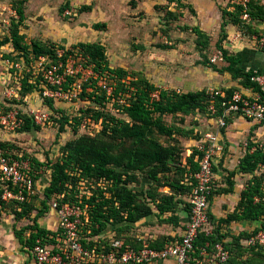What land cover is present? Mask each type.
Here are the masks:
<instances>
[{
	"label": "rangeland",
	"instance_id": "374dc122",
	"mask_svg": "<svg viewBox=\"0 0 264 264\" xmlns=\"http://www.w3.org/2000/svg\"><path fill=\"white\" fill-rule=\"evenodd\" d=\"M186 7L187 4L179 0H0V43L8 39L0 46V101L6 103L5 106L3 105L4 108L25 111L30 106L34 109L46 110L49 115L48 123L34 132L0 128V148H8L16 153L36 157L37 177L47 179L51 161L60 157L66 142L81 136L101 135L102 126L101 120L97 119L98 114L110 113L116 118L127 119L118 105L129 101L131 91L137 84L148 82L154 85L155 90L149 93L150 100L156 99L154 94H159V91L183 93L201 88L205 91L224 89L219 85V76L215 70H220L218 67L224 66L225 61L218 64L210 61L214 50L218 48L216 41L222 36L221 32L219 35L215 34L214 29L211 34H207L199 29L198 24H193L191 11L185 16ZM16 30L22 35L23 42L29 48L34 40L48 45L46 52L49 53L46 56L51 64L64 59L66 64L80 65L82 71L92 70L107 82L112 81L111 86L119 97L113 100L112 96L105 98L93 93L99 79L84 74L81 77L77 76L76 79L82 83L81 93L70 101L52 100L53 108H50L47 99L39 94L44 86L39 81L42 79L40 76L42 71H36L39 55L34 56L31 50L14 52L11 47V34ZM89 44L99 45L100 49L91 52L85 47ZM60 53L62 59L57 55ZM11 57H21L25 67L29 69V72L20 78L22 92L29 96L26 101L4 97L10 91L9 85L13 83L7 86L6 82H9L10 78L3 80V76L10 69L7 58ZM72 79L67 84L71 85L76 81L75 77ZM184 82H186L185 86H183ZM175 83L181 84L175 86ZM65 117L67 122H64V131L57 134L59 124ZM203 117L204 115L196 112L187 116L179 113L165 114L163 121L172 128L173 134L171 136L155 134L154 137L161 145L174 147L176 161L179 162L184 158L186 149L193 144L190 139L191 127L197 124L203 125L202 127L206 125L212 127ZM199 118H203L201 123L197 120ZM231 133L238 134L237 156L240 152L243 154L246 141L257 144L264 152V133L256 137L249 134L250 132L248 135L246 132L242 135L239 129H234ZM107 140L114 142L118 148L138 145L143 147V144L131 139L123 144L119 140ZM226 150L225 155L232 153L229 147H226ZM232 161L233 158H229L230 168L233 167ZM174 168L176 167L168 173L159 174V182L149 181L145 177V172L136 170L135 180L130 186L136 191L137 199L147 202L148 197L155 196L159 184L177 179L180 176V169ZM217 168L221 173L222 167ZM256 174H264L263 164L259 165ZM240 178L242 179H238V183L249 180L247 176ZM71 186L68 197L73 201L80 199L82 195H89L90 190L97 192L96 184L93 182H76ZM225 187L226 184L222 188ZM261 192L264 200V180L261 183ZM257 200L259 196L256 197ZM212 205L209 204V211ZM220 205L222 208L216 210L219 215H227L235 206L229 211L225 209L226 204ZM33 206L31 214L37 219L43 220L52 213L49 208H45L39 197L35 199ZM155 218L157 216L135 225L125 224L124 229L120 228L122 226L120 224L118 230L131 233L133 238H137L135 236L139 234L150 235L156 231L151 227L155 223L158 224L159 229L161 228L159 219L155 220ZM260 224L261 221L248 223L246 226L244 224L245 227L235 223L231 228L223 226L228 231L224 240L227 241L229 239L227 237L236 235L242 230L251 231L254 226ZM143 227L147 230L142 231ZM165 229L167 232L164 237H174L169 234V227ZM262 262L264 263V255Z\"/></svg>",
	"mask_w": 264,
	"mask_h": 264
},
{
	"label": "trees",
	"instance_id": "16d2710c",
	"mask_svg": "<svg viewBox=\"0 0 264 264\" xmlns=\"http://www.w3.org/2000/svg\"><path fill=\"white\" fill-rule=\"evenodd\" d=\"M20 14L22 15V13ZM6 40L2 41L0 46ZM217 44L218 48L223 51L225 60L229 62L225 69L234 77H241V84L244 87H249L259 92L260 89L257 84L250 80L253 71H245L240 68L238 60L233 56L227 55L226 51L220 46V42ZM11 47L14 52L31 50L34 56L48 55L47 53H49L48 51L46 52L48 45L40 41H32L31 48H29L23 42V37L17 30L11 34ZM85 47L91 52L94 49H100L99 45L93 44L86 45ZM163 47L168 46L163 45ZM18 58L11 57L10 59L18 60ZM72 80V78H68V82ZM67 83H65V86ZM110 83L112 84V81ZM132 84L136 85L135 83ZM152 90H155L154 85L148 82L137 84L133 87L128 102H125V104L117 102L119 104L118 108L127 116L126 120L116 118L110 113L98 114L97 119L101 120L102 126L101 135L94 137L81 136L78 139L66 142L62 148L60 157L51 161L50 174L47 179L37 177L38 163L36 157L27 154L23 155V158H28L30 161L33 178L35 180L41 179V181L47 183L43 188V198L41 199L45 208L49 207L47 205L49 200L57 198L60 194H64L61 199L62 201L75 202L72 198L68 197L69 187L80 181L93 182L96 184L97 192L90 190L89 192L91 193L89 195H82L81 198L82 203H87L88 205L91 234H99L107 230L109 226H112L115 237L123 238L126 242H135L136 238H133L134 236L131 234L126 235L125 232L120 231L121 229L118 230L121 225L120 228L124 229V226L131 225L130 223L153 214L162 222L177 224L180 218L177 215L179 208L188 213V203L185 201L184 196L190 192L191 186L184 184L182 181L188 175L189 171L187 170L191 169L195 171L197 168V164L193 161L194 155L186 158L187 163L190 165V168L187 169L186 165L183 164V158L179 162L176 161L174 147L161 145L154 135L171 136L173 134L172 128L167 126L163 121V115L165 114L179 113L182 116H187L195 112L205 113L209 103V95L204 89L183 93L159 91L158 98L150 100L149 93ZM96 91L94 89L92 92L107 98L103 91H98L97 93ZM225 91L227 94H231L234 90L227 89ZM19 92L23 100V97L27 93L22 92V87ZM110 96H112L113 100L119 97V95H116L114 89ZM46 99L50 108H53L52 99ZM4 109L8 110L10 108L6 107ZM19 115L22 118V124L19 127L20 131L34 132L39 127H42L37 125L26 112L19 111ZM229 119H227V122H229ZM64 122H67L66 117L59 124L57 134L64 131ZM190 131V139L197 138V136L193 135V126ZM107 139L119 140L122 144L126 140L131 139L134 142L143 144V147L138 145L131 148L124 146L118 148L114 142H110ZM252 147H254V150L251 151ZM0 150L7 154L15 153L8 148H0ZM261 164L264 165V152L257 144L248 141L247 149L240 156L236 170L228 171V176H226L228 187L221 190L216 189L209 197L210 202L214 194L220 195L232 192L234 183L230 178L234 177L236 173L251 175L245 188L240 192L239 200L234 210L223 218H216L209 211L210 226L213 228L214 233L207 237L201 234L196 241L197 245H202L205 241H221L230 251L231 264H245L246 262L249 264H264L262 262L264 247L260 245L248 246L243 243L245 239L264 229V200H262L261 192L264 174H256V170ZM173 167H176L174 168L175 170L180 169V176L177 179L159 184L155 190V196L148 197L146 199L148 200L147 202L137 199L136 191L130 186L132 181L135 180L134 172L136 170L145 172V177L149 181L159 182V174L168 173ZM99 181L103 182L102 186L97 184ZM97 193L99 194L98 197ZM258 196L259 200L256 201V197ZM35 198L36 196H33L29 202L24 204L23 212L18 213L17 217L27 215V212L33 207ZM236 221L249 223L261 221V224L254 226L251 231L242 230L236 235H231L230 239L225 241V234L221 232L220 227L223 224ZM31 228L35 230L31 237H41V240L48 239L47 236L53 234L51 231L47 233L46 230L38 226L36 216L33 218ZM85 234L84 231L83 235ZM170 241L172 240L150 243L155 247H162ZM32 244L34 245V243ZM32 244L29 248L33 246ZM246 258H249V260H246Z\"/></svg>",
	"mask_w": 264,
	"mask_h": 264
},
{
	"label": "built area",
	"instance_id": "2783aa9c",
	"mask_svg": "<svg viewBox=\"0 0 264 264\" xmlns=\"http://www.w3.org/2000/svg\"><path fill=\"white\" fill-rule=\"evenodd\" d=\"M264 7V0H260ZM264 46V36L259 40ZM58 57L62 53L57 54ZM211 63L218 64L225 61L224 53L221 49L214 50ZM10 69L3 76L7 81V86L11 83L10 91L6 98L14 97L21 99L19 90L21 89L20 78L29 72L22 62V58L11 60L7 58ZM36 71H42L39 81L44 84L41 97L50 98L53 101L62 99L70 101L81 92L82 83L77 81V76L87 74L99 79L95 89L103 91L106 97L112 94L113 87L110 82L102 79L92 70L82 71L80 65L73 66L66 64L65 60H59L55 64L46 55L37 57ZM12 69V70H11ZM11 70V71H10ZM8 76V77H7ZM74 78L75 82L65 87L68 78ZM250 80L257 84L260 91H254L251 95H244L238 91L227 94L224 89H214L207 91L209 103L204 115L205 121L212 127L193 126V135L197 138L191 139L193 144L186 149L183 164L189 169L190 165L186 158L193 156L194 163L197 164L195 171L187 170L188 175L182 182L191 186L190 192L184 196L188 203L187 220L178 239L164 244L162 247H155L145 239L136 236L135 242H126L124 239L116 238L115 234L108 235V229L92 235L90 228L87 203H82V196L75 202L62 201L64 194L53 198L47 202L49 210L55 215L56 227L51 230L48 239H38L31 248H27L28 253L33 257L36 264H231L230 251L221 241H205L202 245H197L199 235H213V228L210 226L209 197L220 183L215 167L218 159L223 154L224 143L221 140V132L228 126L227 119L238 115L256 124L264 123V70H253ZM7 88V87H6ZM158 98V94H154ZM25 95L23 100H28ZM217 100V102H216ZM0 101V128L16 131L22 124V118L16 109H4ZM5 106V105H4ZM32 120L40 126H44L49 120L46 110H38L28 107L25 110ZM202 118V119H203ZM201 118L197 119L200 123ZM214 121V122H213ZM244 152L247 149L248 141L244 143ZM254 150V147L250 149ZM243 152V153H244ZM79 183H82L80 181ZM47 185L41 179H34L31 171L30 161L23 158L22 153H4L0 150V226L5 219L10 218L11 223L17 226L21 222H29L31 209L27 215L17 217L23 212L24 204L30 201L33 196L43 198V186ZM103 185L102 181L97 183ZM42 187V188H41ZM87 196V195H86ZM35 198V199H36ZM34 207V206H33ZM32 220V219H31ZM33 222V221H30ZM85 231V235H83ZM114 237V238H113ZM107 238V239H105ZM90 242H92L90 244ZM245 245L264 247V230H259L243 241ZM0 244V258L2 256Z\"/></svg>",
	"mask_w": 264,
	"mask_h": 264
},
{
	"label": "crops",
	"instance_id": "0c3cea01",
	"mask_svg": "<svg viewBox=\"0 0 264 264\" xmlns=\"http://www.w3.org/2000/svg\"><path fill=\"white\" fill-rule=\"evenodd\" d=\"M179 1L187 4L185 16L186 14H190L191 11L193 13V16H191L193 17V24H198L199 29L203 30L207 34H211V31L214 29L215 30L213 33L215 34L219 35L221 32L222 36L217 39L216 43L220 42V46L226 51L227 55L233 56L238 60V66L240 68L251 72L253 70H264V46H261L259 42L260 38L264 36V7L260 4V0ZM228 64L229 62L225 60L223 64L224 66L218 67L220 70L214 69L219 76L220 87H223L224 90L233 89L234 91H238L244 95H251L254 90L249 87H244L241 84V77H234L231 75V73L225 69ZM180 84L181 83H175V86H180ZM185 84L186 82H184L183 86H185ZM234 129L241 130L242 135L244 132H246L247 135L250 132L249 134L253 135V137H256L259 136V134L264 133V123L256 124L238 115L232 116L229 119L227 129L221 132V140L224 143V149L223 154L218 159V163L215 167V171L220 182L217 186L221 188L224 186V184H226L225 188L228 187V182L226 180L228 171L236 170L238 160L242 155V152L240 151H238L240 152V155L237 156L236 153V138L238 134L236 135L235 133L234 135L231 133ZM226 147H229V150H231L235 155L232 153L225 155L227 151ZM229 158H233V161L231 162L233 163L232 168H230L228 165ZM218 166L222 167L221 173H219V168H217ZM219 174L222 175L221 178ZM239 175L247 176L248 179L251 177L250 174L239 172L236 173L234 177L230 178L234 183L232 192L220 195L214 194L213 199L210 201V204H213L212 207H210V213H212L216 218H223L226 216V214H217L216 210H218V208H222L220 204H226L227 207L225 206V209H228L229 211L231 207L237 205L240 192L245 188L247 183H238V179H242ZM234 208L230 212H232ZM177 215L180 217L177 224L162 222L159 220L161 223L160 229L158 228V224L155 223V225L151 226L152 229L156 230L155 232L150 235L147 233L148 235L146 236L142 234L136 236H140V238L145 239L148 242H160L162 240L173 241L178 239L184 228V223L187 220V212L179 208ZM154 216L150 215L148 217H143L140 220L130 224L135 225L142 223L144 220H150ZM33 218L34 215L31 214V218L29 216V222L23 221L19 224H16L17 226L11 223L10 218L5 219V221L2 223L0 226V244L3 253L0 258V264H36L33 257L27 251V248H29L32 243H35L36 240L41 239V237H31L35 231L33 228H31L33 222H30L33 221ZM156 219L158 218H155V220ZM234 223L243 227L244 224L246 226V224L249 222H230L229 224H225L220 227L221 232L223 234L228 232L223 226L231 228ZM37 224L48 233L56 227L55 215L53 213H49L48 218H44L43 220H41V218L37 219ZM168 227L170 228L169 234L174 237H164L167 232V229L165 228ZM113 229L114 228L112 226L109 227L108 235H113ZM141 230L145 231L147 228L143 227ZM125 234L127 235L128 232H125ZM175 234H177V237H175ZM227 238L230 239V237Z\"/></svg>",
	"mask_w": 264,
	"mask_h": 264
}]
</instances>
